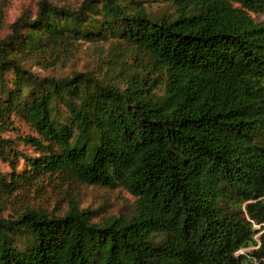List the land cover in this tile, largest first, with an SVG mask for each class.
I'll return each mask as SVG.
<instances>
[{"label": "trees", "instance_id": "16d2710c", "mask_svg": "<svg viewBox=\"0 0 264 264\" xmlns=\"http://www.w3.org/2000/svg\"><path fill=\"white\" fill-rule=\"evenodd\" d=\"M144 1L41 0L0 39V264H243L264 227V0H162L174 10L161 14ZM107 39L144 64L117 79L24 66ZM11 116L36 156L1 136ZM40 178L121 188L133 210L93 222L72 197L62 215L34 208Z\"/></svg>", "mask_w": 264, "mask_h": 264}, {"label": "rangeland", "instance_id": "374dc122", "mask_svg": "<svg viewBox=\"0 0 264 264\" xmlns=\"http://www.w3.org/2000/svg\"><path fill=\"white\" fill-rule=\"evenodd\" d=\"M40 1L30 0V3L23 11V15L33 18ZM49 1L77 8L84 0ZM7 3L8 0H6L3 10L7 7ZM141 4L154 14L173 13L174 10L171 4H167L162 0H146ZM253 17L258 22L264 21V15H254ZM10 25L4 20V15H2L0 20V39L9 33ZM123 62L144 64L145 58L144 55L122 42L107 39L97 43L80 42L69 54H61L57 59L52 57L48 62H43V66L37 64L35 60H31L24 66L39 77H65L76 72L91 73L97 77L106 75L107 79H117L120 77ZM1 136L14 141L18 152L26 156H36V152L29 145L22 142L24 137L34 136V134L31 132L30 127L21 119L11 116L5 125V129L2 130ZM16 167V171L23 167V161L19 160V158L17 159ZM9 171L7 164L0 161V173L5 174ZM52 183L47 178L36 180L35 184L28 190V198L25 200L26 204L34 208L45 209L48 212L55 211L57 215H62L68 208L69 198L72 197L79 209H87L93 213L91 216L93 222H101L118 216H128L133 210L134 199L121 188L110 190L78 184L70 186L65 184L53 188L51 186ZM22 203H18L16 207L22 208ZM13 209H15V205L11 207L8 213L12 212L11 210ZM252 230L254 233L250 245L240 249L237 255L243 256V264H264V259L257 260L251 256V252L260 247L259 238L264 232V227L253 225Z\"/></svg>", "mask_w": 264, "mask_h": 264}, {"label": "clouds", "instance_id": "9594fccd", "mask_svg": "<svg viewBox=\"0 0 264 264\" xmlns=\"http://www.w3.org/2000/svg\"><path fill=\"white\" fill-rule=\"evenodd\" d=\"M30 0H8L7 7L3 10L4 20L14 24L23 15L24 9Z\"/></svg>", "mask_w": 264, "mask_h": 264}]
</instances>
